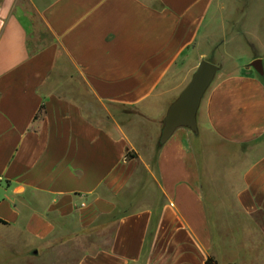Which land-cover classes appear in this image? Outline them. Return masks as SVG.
I'll return each mask as SVG.
<instances>
[{
    "label": "crops",
    "instance_id": "1",
    "mask_svg": "<svg viewBox=\"0 0 264 264\" xmlns=\"http://www.w3.org/2000/svg\"><path fill=\"white\" fill-rule=\"evenodd\" d=\"M221 14L222 0H0V264L86 240L76 264H264L262 76L216 79L198 133L160 143Z\"/></svg>",
    "mask_w": 264,
    "mask_h": 264
},
{
    "label": "rangeland",
    "instance_id": "2",
    "mask_svg": "<svg viewBox=\"0 0 264 264\" xmlns=\"http://www.w3.org/2000/svg\"><path fill=\"white\" fill-rule=\"evenodd\" d=\"M198 50L203 60H211L219 67L214 81L243 68L255 73L252 62L258 58L264 60V0H222V14L210 22ZM76 243L59 246L57 252L26 262L76 264L84 254L83 249L90 248V240L83 241V245L80 241ZM18 251L23 253V248Z\"/></svg>",
    "mask_w": 264,
    "mask_h": 264
},
{
    "label": "water",
    "instance_id": "3",
    "mask_svg": "<svg viewBox=\"0 0 264 264\" xmlns=\"http://www.w3.org/2000/svg\"><path fill=\"white\" fill-rule=\"evenodd\" d=\"M252 67L259 75H264L262 59L254 60ZM218 71L219 67L208 60L200 62L189 83L167 111L160 138L161 144H164L181 127L198 133L197 114L202 99L212 85Z\"/></svg>",
    "mask_w": 264,
    "mask_h": 264
},
{
    "label": "trees",
    "instance_id": "4",
    "mask_svg": "<svg viewBox=\"0 0 264 264\" xmlns=\"http://www.w3.org/2000/svg\"><path fill=\"white\" fill-rule=\"evenodd\" d=\"M209 62L212 63L211 60H208ZM262 80L264 81V78L262 77ZM1 223H4L3 221L0 220ZM6 224V223H4ZM206 264H219L217 259L214 257V256H209L207 261H206Z\"/></svg>",
    "mask_w": 264,
    "mask_h": 264
},
{
    "label": "built area",
    "instance_id": "5",
    "mask_svg": "<svg viewBox=\"0 0 264 264\" xmlns=\"http://www.w3.org/2000/svg\"><path fill=\"white\" fill-rule=\"evenodd\" d=\"M77 208H86V204L85 203H82V204L78 205Z\"/></svg>",
    "mask_w": 264,
    "mask_h": 264
},
{
    "label": "flooded vegetation",
    "instance_id": "6",
    "mask_svg": "<svg viewBox=\"0 0 264 264\" xmlns=\"http://www.w3.org/2000/svg\"><path fill=\"white\" fill-rule=\"evenodd\" d=\"M263 66H264V62H263Z\"/></svg>",
    "mask_w": 264,
    "mask_h": 264
}]
</instances>
